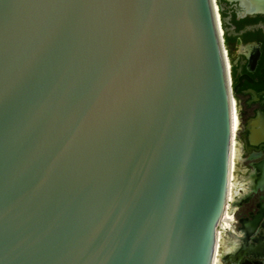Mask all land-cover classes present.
Masks as SVG:
<instances>
[{"label":"water","instance_id":"obj_1","mask_svg":"<svg viewBox=\"0 0 264 264\" xmlns=\"http://www.w3.org/2000/svg\"><path fill=\"white\" fill-rule=\"evenodd\" d=\"M233 122L213 0H0V264H212Z\"/></svg>","mask_w":264,"mask_h":264},{"label":"flooded vegetation","instance_id":"obj_2","mask_svg":"<svg viewBox=\"0 0 264 264\" xmlns=\"http://www.w3.org/2000/svg\"><path fill=\"white\" fill-rule=\"evenodd\" d=\"M217 4L238 124L227 204L233 219L224 216L216 248L226 250L219 264H264V8L252 0Z\"/></svg>","mask_w":264,"mask_h":264},{"label":"bare ground","instance_id":"obj_3","mask_svg":"<svg viewBox=\"0 0 264 264\" xmlns=\"http://www.w3.org/2000/svg\"><path fill=\"white\" fill-rule=\"evenodd\" d=\"M253 1V5L255 6V7H260V8H264V0H257V1H255V0H252ZM213 2H214V5H215V12H216V17H217V21H218V25H219V27H220V32H221V35H223V33H224V30H223V28H222V26H221V16H220V12H219V6H218V4H217V0H213ZM223 38V40H224V37H222ZM225 53H226V49H225ZM227 59V58H226ZM228 65H229V63H228ZM233 131H234V133H233V139H232V145H231V165H230V176L232 175V172H231V170L234 168V166H235V161L233 160V158H232V155H233V148H234V144H235V135H236V130H237V124H238V119H237V112H236V101H235V99L233 98ZM239 176V175H238ZM244 183V182H243ZM238 185V181H233L231 184H230V189L232 190V192H234L233 191V188L235 187V186H237ZM243 186H245V185H243ZM236 188V187H235ZM235 190V189H234ZM238 192V191H237ZM230 194H232V193H230ZM229 194V198H230V200H232L233 198V196H231ZM229 200V201H230ZM231 205V204H230ZM225 215L227 216V219H229V217L232 215V211L231 210H229V208L227 207L226 208V213H225ZM232 220V219H231ZM218 235H219V232L217 233V242L218 243H220V241H222V240H220L221 239V236L218 238ZM223 243V242H222ZM223 247H221V248H216V246H215V251H214V258H213V263L212 264H219L220 263V258L223 256V254L226 252V250H224V249H222ZM226 248V247H225Z\"/></svg>","mask_w":264,"mask_h":264},{"label":"built area","instance_id":"obj_4","mask_svg":"<svg viewBox=\"0 0 264 264\" xmlns=\"http://www.w3.org/2000/svg\"><path fill=\"white\" fill-rule=\"evenodd\" d=\"M222 37H223V35H222ZM223 43H224V41H223ZM225 56H226V58H227V52L225 53ZM226 62H227L228 73H229V75H230L231 65H230V62H229L228 58L226 59ZM228 63H229V65H228ZM234 172L236 173V170H235ZM228 202H229V200H228ZM227 204H228V203H227ZM225 213H226V212H225ZM232 219H233V215H232ZM223 221H224V220H223ZM223 221H222V223H221L219 229L222 227Z\"/></svg>","mask_w":264,"mask_h":264}]
</instances>
